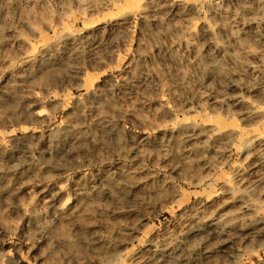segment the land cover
<instances>
[{
	"label": "rangeland",
	"instance_id": "obj_1",
	"mask_svg": "<svg viewBox=\"0 0 264 264\" xmlns=\"http://www.w3.org/2000/svg\"><path fill=\"white\" fill-rule=\"evenodd\" d=\"M0 264H264V0H0Z\"/></svg>",
	"mask_w": 264,
	"mask_h": 264
}]
</instances>
